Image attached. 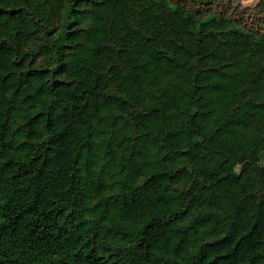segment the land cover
<instances>
[{
	"label": "trees",
	"instance_id": "obj_1",
	"mask_svg": "<svg viewBox=\"0 0 264 264\" xmlns=\"http://www.w3.org/2000/svg\"><path fill=\"white\" fill-rule=\"evenodd\" d=\"M0 264H264V0H0Z\"/></svg>",
	"mask_w": 264,
	"mask_h": 264
},
{
	"label": "rangeland",
	"instance_id": "obj_2",
	"mask_svg": "<svg viewBox=\"0 0 264 264\" xmlns=\"http://www.w3.org/2000/svg\"><path fill=\"white\" fill-rule=\"evenodd\" d=\"M258 0H233L234 3H240L242 5H254Z\"/></svg>",
	"mask_w": 264,
	"mask_h": 264
}]
</instances>
